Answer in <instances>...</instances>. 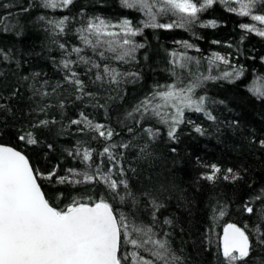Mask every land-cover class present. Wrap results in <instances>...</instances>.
<instances>
[{
	"label": "trees",
	"instance_id": "1",
	"mask_svg": "<svg viewBox=\"0 0 264 264\" xmlns=\"http://www.w3.org/2000/svg\"><path fill=\"white\" fill-rule=\"evenodd\" d=\"M5 4L13 6L5 8ZM228 7L217 3L201 13L200 20L188 30L144 29L143 36L136 40L144 43L145 47L136 52V62L123 64L101 60L94 55L80 40L76 29L96 16L114 23L127 18L138 24L145 19L142 12L123 8L118 0H75L69 8L56 10L41 7L40 0H0V20L8 17L0 23V49L10 57L9 60L0 57V105L5 106L0 110V129L3 130L0 144L21 151L42 174L55 169L56 176L51 181L39 182L46 193H63L56 200V204L63 207L73 197L93 187L55 183L56 178L66 175L68 169L81 171L85 167L79 158L68 154L69 150L75 152L78 142L84 141L86 143L81 147L94 150L93 161L99 163L101 158L96 154L102 152L104 146L128 143V149L114 150L120 161L113 170L123 166L126 173L123 178L128 181L136 201L134 203L128 197L123 202L119 199L111 201L118 215L123 213L137 225L151 226L156 238L167 239L172 252L181 258V264H226L220 249L224 226L228 223L240 227L247 225L253 250L246 264H264V244L259 242L253 231L257 226L264 231V224L259 223L256 216L250 217L243 211V203L264 189V148L259 143L264 140V99L257 98L250 91L264 79V38L241 29L242 23L252 21L229 11ZM23 8H28V11H23ZM41 16L45 20H40ZM64 16L70 17L65 33L53 35L47 20ZM171 19L174 18L164 17L161 22ZM213 20L217 27L200 26ZM6 25L7 31L4 30ZM183 42L193 47L185 48ZM59 43H64L68 51L72 47L82 48L81 55L95 60L102 67L108 64L122 72H139L140 78L135 82H123L119 87L96 82V69L87 71L89 65L75 63L77 56H68L59 48ZM173 51L198 60L199 65H193V70L198 67L199 72L205 75L213 53L225 56L231 64L226 66L217 62V66L211 69L212 75L231 71V65L243 68L242 75L231 81L209 80L197 90L198 95L207 97L206 108L215 120H209L204 113L186 112V123L180 125L177 131L179 139L175 142L168 138L167 126L157 123L156 119L143 120L139 125L125 119L126 114L150 94L155 85L175 81L169 71L170 53ZM62 59L74 62L72 70L79 73V79L85 85L84 92L92 93L91 96L76 98L79 93L73 85L65 82L68 70L62 68ZM34 73L40 75L35 76ZM25 76L27 80L23 79ZM57 84L60 87H56ZM33 85H44L51 94L44 98L34 95ZM61 102L63 108L59 107ZM42 105H49L46 112L35 111ZM81 112L94 123L112 128V140L92 139L96 133L78 131L82 125L70 124L71 120L80 117ZM45 118L54 119L56 123L35 130L41 137L39 145H27L17 139L20 129ZM148 126L158 130L159 135L155 142H149L152 156L144 159L140 147L148 142L143 131ZM196 126L204 129L203 135L195 132ZM129 128H132L131 132ZM48 144L53 145L51 150L47 148ZM173 148L177 151L173 152ZM103 161V167L107 168L109 161L106 155ZM200 163H215L221 168L235 167L243 178L236 182L217 180L213 183L202 178L209 170L201 167ZM101 188L103 185L96 190ZM144 192L150 193L161 205L158 211L149 197L142 195ZM253 207L254 212H259L264 202L257 200ZM221 210L225 211L222 217L219 216ZM165 220L171 223L166 224ZM128 251H131L130 247ZM145 256L148 257L146 252Z\"/></svg>",
	"mask_w": 264,
	"mask_h": 264
},
{
	"label": "snow or ice",
	"instance_id": "2",
	"mask_svg": "<svg viewBox=\"0 0 264 264\" xmlns=\"http://www.w3.org/2000/svg\"><path fill=\"white\" fill-rule=\"evenodd\" d=\"M123 8L134 9L142 12L145 19L134 24L131 19L112 22L100 16L87 19L82 26L76 29L80 40L90 48L94 55L101 60H114L123 64L136 62V52L144 48V43L137 42L136 38L143 36L144 29H163L166 31L175 28H184L196 24L200 14L217 3L229 5L228 10L240 17H248L252 23H242L241 29L247 33L264 38V0H118ZM75 0H40V6L49 9H67ZM236 6H231V5ZM12 4L3 7L11 8ZM28 11V8H23ZM11 14V13H10ZM164 17H173L170 21L161 22ZM8 17L4 16L3 20ZM45 20L44 16L39 17ZM0 20V23L3 22ZM70 21L69 16L62 19H48L50 31L53 35L64 34ZM201 27H217L216 21L201 24ZM5 31L9 30L5 26ZM55 42V41H54ZM218 43V41H214ZM59 48L68 56L75 54L77 64L89 65L87 71L96 69L95 81L101 84H115L117 87L123 82H135L140 78V73L135 71H120L105 64L103 67L95 60L81 55L83 49L72 47L68 51L64 43H59ZM231 46V45H229ZM183 47L192 48L193 45L183 42ZM199 49H197L198 51ZM106 53L108 55H106ZM0 57L9 60L10 57L0 49ZM217 62L230 65L231 61L217 53L212 54L208 60V74L200 73L198 67L193 70V65H199L198 60L178 52L170 53V75L175 81L165 85H155L150 94L145 95L126 114L125 119L134 121L137 125L143 120L156 119L157 123L167 126V136L172 141H178L177 131L180 125L186 123V112L204 113L209 120L215 117L206 108L207 97L198 95L197 90L202 88L209 80H233L243 73V68L231 65L232 70H224L212 75L211 69ZM18 63V62H17ZM61 66L68 70L64 79L66 83L74 86L82 99L84 95V82L79 79V73L72 70L74 63L70 59H62ZM182 73H186L183 74ZM39 76V73H34ZM133 78L129 80V78ZM23 79L27 80L25 76ZM47 84V82H44ZM56 87H60L59 84ZM34 95L41 98L51 93L45 90L44 85H33ZM55 91V88L52 90ZM260 99H264V79L250 89ZM216 103V101H212ZM63 102L59 107L63 108ZM49 105L39 106L35 111L44 113ZM5 109L0 105V110ZM191 123V121H187ZM54 119H40L28 128L20 129L17 136L19 141L27 145H39L41 137L35 130L48 128L55 124ZM70 124L83 127L78 131H90L97 135L92 139L103 138L110 141L114 130L104 124L94 123L83 112L78 119H73ZM130 132L132 128L128 129ZM195 132L204 134V129L195 127ZM147 134L148 142L140 147L142 158L152 156L149 151L150 143L155 142L159 135L158 130L148 126L143 129ZM0 134L3 130L0 129ZM86 142H78L75 152L69 150L68 154L79 158L84 164V169H68L67 174L56 178L55 183L69 185H92V188L72 198L66 206L59 207L56 200L63 193L49 194L42 190L39 180L51 181L56 176V170H50L46 175L30 163L29 158L14 147L0 144V264H181V258L172 252L167 239H158L151 226L135 224L128 216L114 210L111 201L119 199L121 202L126 197L135 203L136 197L129 189L128 181L122 165L114 171L119 164L120 157L115 149H128V143H111L103 147L102 152L96 155L100 162L93 161V151L88 147H81ZM260 146L264 148V140ZM52 144L47 148L51 150ZM176 152V148L172 149ZM107 156L109 166L103 167V157ZM122 155V154H121ZM115 162V163H113ZM199 162V160H197ZM207 168L202 178L215 183L217 180L236 182L243 177L235 167L221 168L218 164L200 163ZM117 178H113V177ZM103 185L99 191L97 187ZM123 190V192H122ZM149 197L152 206L158 211L161 205L151 197L148 192L142 193ZM264 202V189L243 203V211L250 217L256 216L259 223L264 224V207L259 212H254L255 201ZM221 210L219 216H224ZM155 218V217H153ZM166 224L171 221L165 220ZM253 231L257 239L264 244V231L257 226ZM167 234H165L166 236ZM129 247L131 251H128ZM253 250L252 240L247 225L237 226L228 223L223 229L222 255L226 264H246ZM145 252L148 257L145 256Z\"/></svg>",
	"mask_w": 264,
	"mask_h": 264
},
{
	"label": "rangeland",
	"instance_id": "3",
	"mask_svg": "<svg viewBox=\"0 0 264 264\" xmlns=\"http://www.w3.org/2000/svg\"><path fill=\"white\" fill-rule=\"evenodd\" d=\"M220 249L222 251V239L220 240Z\"/></svg>",
	"mask_w": 264,
	"mask_h": 264
},
{
	"label": "water",
	"instance_id": "4",
	"mask_svg": "<svg viewBox=\"0 0 264 264\" xmlns=\"http://www.w3.org/2000/svg\"><path fill=\"white\" fill-rule=\"evenodd\" d=\"M5 146H7V145H5ZM39 182V181H38ZM40 183V182H39ZM42 190H43V188H42ZM225 227V226H224ZM224 229V228H223Z\"/></svg>",
	"mask_w": 264,
	"mask_h": 264
},
{
	"label": "flooded vegetation",
	"instance_id": "5",
	"mask_svg": "<svg viewBox=\"0 0 264 264\" xmlns=\"http://www.w3.org/2000/svg\"><path fill=\"white\" fill-rule=\"evenodd\" d=\"M222 237H223V234H222ZM222 237H221V239H222Z\"/></svg>",
	"mask_w": 264,
	"mask_h": 264
}]
</instances>
